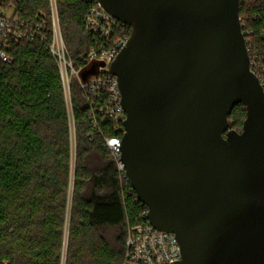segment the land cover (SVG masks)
Segmentation results:
<instances>
[{
  "label": "water",
  "instance_id": "1",
  "mask_svg": "<svg viewBox=\"0 0 264 264\" xmlns=\"http://www.w3.org/2000/svg\"><path fill=\"white\" fill-rule=\"evenodd\" d=\"M97 1L131 28L110 69L122 160L151 225L176 236L175 264H264V87L240 0ZM239 105L241 132L229 125Z\"/></svg>",
  "mask_w": 264,
  "mask_h": 264
},
{
  "label": "trees",
  "instance_id": "2",
  "mask_svg": "<svg viewBox=\"0 0 264 264\" xmlns=\"http://www.w3.org/2000/svg\"><path fill=\"white\" fill-rule=\"evenodd\" d=\"M56 2L67 50L88 82L96 65L82 59L94 44L84 20L98 1ZM2 10L41 28L34 40L11 35V61H0V264H123L128 224L147 209L109 157L104 139L116 132L111 123L95 128L90 99L73 79V158L69 108L49 48L50 0H0ZM239 15L253 70L264 82V0H240ZM116 32L129 38L131 28L117 23ZM245 118V108L237 106L230 129L241 132Z\"/></svg>",
  "mask_w": 264,
  "mask_h": 264
},
{
  "label": "built area",
  "instance_id": "3",
  "mask_svg": "<svg viewBox=\"0 0 264 264\" xmlns=\"http://www.w3.org/2000/svg\"><path fill=\"white\" fill-rule=\"evenodd\" d=\"M50 6L53 40L49 48L60 69L71 125H74L71 83L73 79H77L90 99L92 108L90 120L95 128H99V122L112 124L116 136L106 137L104 143L122 179L128 180L126 166L122 160V145L126 133L124 124L127 121V114L122 106V93L118 78L110 73V69L112 63L127 46L130 37L116 32V24L119 22L97 2L84 20L86 32L92 37L94 44L82 56L87 67L93 64L97 67L89 81L84 82L81 70L75 68L67 50L56 0H50ZM40 28L39 23L23 21L15 16L10 19L3 10L0 11V61L3 63L11 61L6 50L11 35L19 41L34 40ZM250 65L251 70L256 74L253 67H257L251 59ZM256 76L259 78L257 74ZM261 83L264 87V82ZM148 213L147 209L141 215L140 220L128 224L123 264H175L181 261L182 249L176 236L156 230L148 220Z\"/></svg>",
  "mask_w": 264,
  "mask_h": 264
},
{
  "label": "rangeland",
  "instance_id": "4",
  "mask_svg": "<svg viewBox=\"0 0 264 264\" xmlns=\"http://www.w3.org/2000/svg\"><path fill=\"white\" fill-rule=\"evenodd\" d=\"M5 14L7 15L8 18L12 19L14 16H13V12L12 10H6L5 11ZM71 128H72V144H73V158L75 159V150H76V132H75V128L73 127V125H71ZM235 129V128H234ZM235 130H238V129H235ZM75 162V160H73V163ZM73 199V184L71 186V189L69 191V200H70V203ZM107 234L109 235L110 238H112L113 236V232L112 231H107ZM67 245H68V231H67V234H66V239H65V253H66V250H67Z\"/></svg>",
  "mask_w": 264,
  "mask_h": 264
}]
</instances>
